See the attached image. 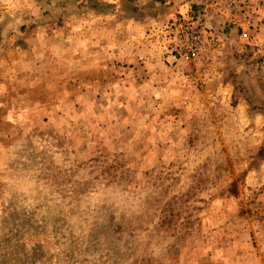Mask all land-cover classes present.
Listing matches in <instances>:
<instances>
[{
  "label": "rangeland",
  "instance_id": "rangeland-1",
  "mask_svg": "<svg viewBox=\"0 0 264 264\" xmlns=\"http://www.w3.org/2000/svg\"><path fill=\"white\" fill-rule=\"evenodd\" d=\"M0 264H264V0H0Z\"/></svg>",
  "mask_w": 264,
  "mask_h": 264
},
{
  "label": "built area",
  "instance_id": "built-area-1",
  "mask_svg": "<svg viewBox=\"0 0 264 264\" xmlns=\"http://www.w3.org/2000/svg\"><path fill=\"white\" fill-rule=\"evenodd\" d=\"M167 30L171 39L167 54L172 63H196L207 52L205 33L194 19H176Z\"/></svg>",
  "mask_w": 264,
  "mask_h": 264
}]
</instances>
